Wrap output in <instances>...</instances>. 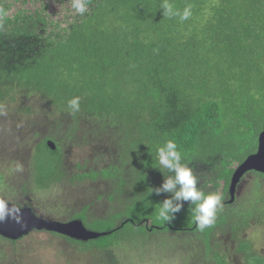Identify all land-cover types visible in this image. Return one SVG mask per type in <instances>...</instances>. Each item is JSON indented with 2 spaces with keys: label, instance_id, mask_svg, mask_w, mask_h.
<instances>
[{
  "label": "trees",
  "instance_id": "1",
  "mask_svg": "<svg viewBox=\"0 0 264 264\" xmlns=\"http://www.w3.org/2000/svg\"><path fill=\"white\" fill-rule=\"evenodd\" d=\"M170 2L181 11L191 4V18L164 17L161 0H90L84 17L67 0H0V94L19 88L47 97L56 113L70 118L64 130L59 120L56 127L67 138L87 118L92 136L94 125L121 141L126 165L117 159L70 180L116 179L114 190L123 193L122 186L136 178L134 193L140 194L130 191L121 211L103 218L87 220L84 208L74 214L87 228L107 232L83 241L65 236L81 249L113 247L116 233L129 227L198 231L189 202L176 213V223H162L158 203L170 194L149 195L164 179L156 147L173 139L198 187L223 196L216 223L205 229L206 247L215 229L226 230L238 240L245 264H264L251 243L239 239L255 216L264 215L258 186L264 173L249 171L260 178L251 194L227 201L231 174L257 149L264 129V0ZM76 96L80 110L72 114L67 102ZM33 158L37 186L63 179V150L53 136L37 142ZM212 256L225 264L218 252Z\"/></svg>",
  "mask_w": 264,
  "mask_h": 264
},
{
  "label": "rangeland",
  "instance_id": "2",
  "mask_svg": "<svg viewBox=\"0 0 264 264\" xmlns=\"http://www.w3.org/2000/svg\"><path fill=\"white\" fill-rule=\"evenodd\" d=\"M0 95L1 197L32 207L37 216L68 221L83 208L87 220L106 217L121 211L130 191L131 195L140 194L134 193L138 192L133 184L136 178L130 180L132 184L122 186L123 193L114 190L116 179L70 180L76 173L107 167L117 159L126 165V153L117 137L100 134L94 125L92 136L90 120L84 118L74 137L67 138L56 127L59 120L64 130L70 118L56 113L47 97L19 88L3 90ZM46 136H53L61 145L65 175L60 182L40 187L32 175L34 146ZM17 165L22 166V171H16ZM117 175L122 177L120 172ZM255 178L260 179L253 172L242 176L236 187L237 201L251 194ZM258 186L264 201V179L259 180ZM136 228L139 230L129 227L117 232L119 243L107 249H81L78 243L45 229L30 230L16 239L0 237V264H216L212 256L215 252L224 257L225 264H245L242 252L236 249L238 240H233L225 229H215L206 247L205 231ZM241 238L251 243L253 253L264 257L263 214L253 218L240 233Z\"/></svg>",
  "mask_w": 264,
  "mask_h": 264
},
{
  "label": "clouds",
  "instance_id": "3",
  "mask_svg": "<svg viewBox=\"0 0 264 264\" xmlns=\"http://www.w3.org/2000/svg\"><path fill=\"white\" fill-rule=\"evenodd\" d=\"M90 0H67V4L74 14L84 17L89 12ZM159 9L163 10V16L169 19L178 17L180 22L187 21L192 16V5L186 4L183 10L175 7L170 0H161ZM5 15L0 10V16ZM68 109L74 114L80 110V97L76 96L68 100ZM158 168L164 176L163 182L155 189L151 188L149 195L155 192L169 193L170 196L158 203L157 217L162 223H171L176 213L180 212L183 202H189L191 206V219L199 232L214 226L217 214L223 209V196L219 192L205 193L198 187V178L187 163L183 162V153L179 150L173 139H167L156 147ZM16 171H22V166L17 165ZM165 171L169 175H165ZM10 201L0 199V221L11 216L17 222L20 221V207L12 205Z\"/></svg>",
  "mask_w": 264,
  "mask_h": 264
},
{
  "label": "water",
  "instance_id": "4",
  "mask_svg": "<svg viewBox=\"0 0 264 264\" xmlns=\"http://www.w3.org/2000/svg\"><path fill=\"white\" fill-rule=\"evenodd\" d=\"M46 143L50 148H54L52 141L47 140ZM256 145L257 149L248 155L231 174L228 185V202H233L235 199L236 187L244 174L252 170L264 173V129L259 132ZM0 199L4 198L0 196ZM12 205L20 207V212L18 213L20 221L17 222L11 216L0 221V235L3 237L16 239L32 229H45L75 240L83 241L94 239L107 233L106 231H95L87 228L78 218L60 221L40 215L37 216L30 206H20L10 202L9 207H12Z\"/></svg>",
  "mask_w": 264,
  "mask_h": 264
}]
</instances>
